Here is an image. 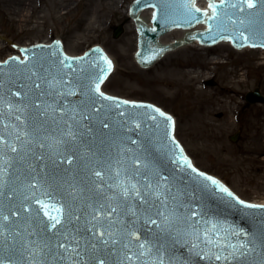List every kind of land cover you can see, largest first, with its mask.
Here are the masks:
<instances>
[{"label": "snow or ice", "instance_id": "snow-or-ice-1", "mask_svg": "<svg viewBox=\"0 0 264 264\" xmlns=\"http://www.w3.org/2000/svg\"><path fill=\"white\" fill-rule=\"evenodd\" d=\"M182 3L191 18L189 23L201 22V16L197 15L201 14V9L195 6L196 0H182ZM208 8L211 15L203 12L202 16L216 22L218 33L228 31L227 27L222 26L225 18L228 24L236 26L232 35L220 38L230 39L238 43L239 47H264V0H220L219 4L216 0H209ZM229 9L234 11L229 12ZM94 52L99 54L100 63L93 61L89 65L97 71L87 92H78L71 87L65 90L64 85L71 84L68 80H48L47 76L41 77L37 69L43 65L37 63L27 69L30 73L27 79H37L32 83L19 85L20 90L8 89L9 95L6 97L2 79L5 65L0 64V264H174L173 258L166 257L165 250L159 245L141 239L133 226L136 219H128L143 218L138 205L156 208L154 215H148L144 220L146 224L155 225L159 231L169 233L182 228L186 236L193 237L190 240L192 248L199 249L196 255L210 264H248V258L257 251V246L247 238V233L231 228L224 229L212 222L201 224L197 219L199 213L195 210L187 215L178 214V209L171 203L175 197L170 199L168 195L172 192L171 186L166 183L168 177L157 175L154 181L149 180V165L142 162V156L134 159L135 170L131 172L121 161L106 168H90L89 178L94 186L91 190L97 196L94 203L87 204L89 212L83 217L82 225L79 223L82 215L77 214L75 209L79 207L78 201L89 190L87 187H81L75 181L68 183L66 191L69 198L53 201L55 192L49 182V174L44 172L42 177L38 176L36 162L46 161L47 157L54 167L72 166L75 163V155H67L66 146L77 141V127L81 126V120L88 118L84 114L88 104H93L92 110L95 112H100L104 107H95L93 97L99 96L103 100L111 101L117 108L121 104L130 103L118 101L101 91V85L107 79L113 64L102 50L95 49ZM13 62L27 63L15 57L5 63ZM60 64L64 68H73L67 56L62 57ZM19 72L17 69L16 74ZM45 85L47 91L43 90ZM33 89L40 90L38 95L41 97L80 95L87 99L82 101L83 107L77 106L65 112V106L55 99L51 103L30 100L29 94ZM131 106L148 108L151 112L149 119L156 121L158 117L162 118L168 122L167 127L174 129L175 122L172 117L160 109L150 105ZM119 115L123 116L125 113L120 112ZM103 127L109 128L110 125L105 123ZM136 127L139 128L140 125L137 124ZM172 144L178 150L179 155L175 159L181 167L197 172L187 156L183 155V149L174 136ZM44 167L42 164V172ZM197 175L218 186L245 207H264L246 204L234 197L219 181L205 176L204 173ZM51 179H55L54 174ZM106 188L109 191L106 192ZM17 199L20 204L13 205L12 202ZM5 201L10 204L7 212ZM27 201L39 205L34 215L32 205L26 203ZM157 204L160 207L157 208ZM21 212L28 213L24 224L19 222ZM41 212L47 217V223L43 227L39 224L33 227L32 221ZM144 212L147 214L148 208ZM48 233H51L52 238L48 237ZM259 264H264V259Z\"/></svg>", "mask_w": 264, "mask_h": 264}, {"label": "water", "instance_id": "water-1", "mask_svg": "<svg viewBox=\"0 0 264 264\" xmlns=\"http://www.w3.org/2000/svg\"><path fill=\"white\" fill-rule=\"evenodd\" d=\"M207 2L208 0H198V6H195L198 8L200 7V9H206L205 6ZM216 2L219 4L220 0H216ZM147 9H153L154 12L153 10ZM202 9L201 14H197L201 16V22L196 23L192 21L189 23L191 18L182 0H135L131 5L130 14L136 19L139 33V49L135 54L138 64L142 68H150L159 62L165 55L183 46L186 41L195 42L198 40L204 46H214L223 41H231L236 49L249 47H239L238 43H234L230 39L220 38L221 36L232 35L236 26L228 24L225 18L222 22V26L227 27L228 31L218 33L216 22L210 21L207 17L202 16L203 12H208L209 15H211V10ZM232 11L234 10L229 9V12ZM152 24L153 26H151ZM195 28L201 30H195ZM122 33L123 28L120 26L116 29L114 37L119 38ZM57 45H59V47H57ZM91 47V49H87L88 51L86 53L84 52L85 54L83 56L73 55L78 57L67 55L62 43L58 40H53L51 43L21 47L20 51L23 58L13 55L10 56L6 62L11 61L12 58L15 57L19 61H27V63L17 64L15 62H0V64L5 65L2 77L5 96L7 97L9 95L8 89H12L13 91L20 90L18 87L19 85L32 83V81L37 79L36 77H32L31 81L27 79L30 75L27 69L34 67L37 63L43 65V67L37 69L41 77L47 76L48 80H68L71 81V84H65V90L71 87L75 88L78 92H87L88 87L95 79L94 73L97 71L96 68H90L89 65L93 61L100 63L98 60L99 54L94 52V50L100 49L107 55L101 47ZM251 48L264 49V47ZM64 56L70 58L73 65L72 69L64 68L60 64V60ZM77 61H79V63H77ZM17 69L20 70L19 74H16ZM73 69H76V71H73ZM80 69H84V71H80ZM112 71L113 67L109 75ZM43 90L47 91L46 85ZM25 91H27V89H25ZM39 91L40 90L33 89L29 94L30 100H40L44 103H51L55 99L60 105L65 106V112L77 106L83 107L82 101L87 99V97L80 95H67L64 97L44 95L41 97L38 95ZM107 96L114 97L110 95ZM114 98L118 101H128L118 97ZM92 99L95 101V107H100V105L104 107L100 112H95L92 110L93 104L91 102L88 104L84 113L88 118L81 120V126L77 127V132L79 133L77 141L66 146V154L75 155V163L72 166L59 165L54 167L51 161L47 160V157L46 161L36 162L38 176L42 177L44 172L49 174V182L52 183L55 192L53 201L67 200L69 198L66 191L68 183L75 181L81 187H87L89 190L86 191L84 197L78 201L79 207L75 209L77 214L82 215V219L79 222L82 225L84 223L83 217L87 216L89 212L87 204L94 203L97 196L95 191L91 190L94 186L89 178L90 168H106L110 164H115L116 161H121L123 166L131 172L135 170L133 168L134 159L137 156H142V162H146L149 165V180L154 181L157 175L168 177L166 183L172 188V192L168 195L170 199L171 197H175L171 203L172 206L178 209V214L187 215L195 210L199 213L197 219L200 220L201 224L212 222L220 225L224 229L231 228L247 233V238L254 241L257 246V251L248 258V264H259L260 260L264 259V207H245L238 203L237 200L221 191L218 186L212 185L210 181L197 175V173L204 172L194 167L182 145L175 138L174 129L167 127L168 122L159 117L156 121H152L149 119L151 112L148 108L132 107L131 105H150L160 109L159 107L153 105L154 103H146L145 100H142V102L129 101L130 103L128 105L121 104V106L117 108L114 103L103 100L99 96H95ZM247 100L251 103H264V96L261 95L259 90H255L248 93ZM160 110L163 111L162 109ZM34 111L35 110H32V112ZM120 112H124L125 115H119ZM166 115L170 116L168 114ZM6 119L9 118L6 117ZM105 123L109 124L110 127L104 128L103 125ZM137 124L140 125L139 128L136 127ZM61 128H63V124ZM169 133H171V135H169ZM56 134H59V129H57ZM173 136L183 149V155L187 156L197 172H192L189 168L181 167L178 160L175 159V156H178L179 153L172 144ZM238 139L239 135L232 137L234 142H237ZM133 140L137 142L132 143ZM81 157H83V159H81ZM42 164L45 165L43 172L40 170ZM141 171L143 172V169ZM53 174L55 175L54 180L51 179ZM208 174L211 175V173ZM208 174L204 173L205 176L212 177L214 180L219 181L220 185H223V187L233 193L234 197L241 200L220 180ZM137 179L141 178L137 177ZM105 191L107 192L109 190L106 188ZM37 194H39V192H37ZM244 202L246 204H252L246 201ZM26 203L32 205V212L34 215L39 205L33 204L32 201H27ZM4 204L5 211L7 212L10 204L8 201H5ZM12 204L19 205L20 200L17 199L13 201ZM253 205L261 204L255 202ZM158 207H160L159 204H157V208ZM138 208L143 218L129 217L128 219H136V223L133 226L139 232L141 239L159 245L165 250L166 257L173 258L174 264H210L209 261L196 255L199 249L192 248L190 242V240L194 238L186 236L182 228L176 229L173 233L161 232L155 225L146 224L144 222L148 215H154L156 208H151L147 205H138ZM145 208H148L147 214L144 212ZM27 216L28 213L21 212V219L19 222L24 224ZM46 223L47 217H44L42 212L32 221L33 227H36L37 224L43 227ZM47 235L49 238H52L51 233ZM241 239H244V237H241ZM101 255H103V253H101ZM213 264H221V262H213Z\"/></svg>", "mask_w": 264, "mask_h": 264}, {"label": "rangeland", "instance_id": "rangeland-1", "mask_svg": "<svg viewBox=\"0 0 264 264\" xmlns=\"http://www.w3.org/2000/svg\"><path fill=\"white\" fill-rule=\"evenodd\" d=\"M72 10L64 5L50 4L48 0H35L34 7L21 13L16 0H0V60L19 52L20 46L50 42L60 39L65 52L81 55L91 46H101L113 64V73L102 90L113 96L133 101L154 103L173 116L175 136L188 157L200 170L220 179L241 199L252 202L264 199V162L254 156H264L253 140L264 124V103H249L250 91L258 89L264 96V51L247 48L236 50L231 45L219 47L187 46L170 53L155 66L144 69L135 60L138 49V32L127 13L134 0H119L118 11L105 0H76ZM104 10L99 11L100 5ZM95 23L94 21H96ZM104 26L87 32L88 27ZM123 28L119 38L114 37L117 27ZM242 51V52H241ZM227 57L228 64H208L212 57ZM192 59L194 67H208L212 78L201 82L188 81L186 88L167 84L179 70L184 71L186 60ZM191 68V66H190ZM189 69V68H187ZM242 70L243 82L238 87L240 104L233 124L219 125L211 110L218 104L225 109L221 95L231 82L232 72ZM187 74V73H185ZM210 82L214 84H209ZM205 94H197L200 88ZM185 95V99L179 94ZM197 105L211 122L207 133H202L191 123L188 110ZM227 120L230 113L225 109ZM211 136H208V135ZM239 135L237 142L232 137ZM216 135V138L214 136ZM219 137L222 140H219ZM222 146L227 150H222ZM229 150V152H228Z\"/></svg>", "mask_w": 264, "mask_h": 264}, {"label": "bare ground", "instance_id": "bare-ground-1", "mask_svg": "<svg viewBox=\"0 0 264 264\" xmlns=\"http://www.w3.org/2000/svg\"><path fill=\"white\" fill-rule=\"evenodd\" d=\"M50 4H59V5H64L66 6L69 10H72L73 6L75 5V3L77 2L76 0H48ZM106 2H108L109 4H111L113 6V9L115 11H118L120 8V1L119 0H105ZM16 3L19 7H22L21 13H23V11H26L27 7H34L35 6V0H16ZM104 6L101 4L98 12L104 10ZM127 13L129 14V9L127 10ZM95 23H97V19L96 21H94ZM104 23L98 24V26H92V27H88L87 32L90 33L91 29L96 31V29L101 28L102 26H104ZM132 24L134 25V27H136V19L132 18ZM48 43V42H47ZM200 46L198 43H189V42H185L183 46L175 49V51H173L172 53H176L179 52L181 48L183 47H187V46ZM221 45H230L229 42H222L218 45H216V47H219ZM203 49H208L207 47H201ZM20 49V48H19ZM242 52V51H241ZM13 54H11L10 56H12ZM17 56H22L20 54V52L16 53ZM187 64L184 65V71H181L178 69V71L175 73L174 77L171 79L167 80V84L168 85H172L174 87H180V88H186L187 85L185 83V79L186 82H201L202 78L204 77V80H208L212 78V73L209 72L208 67L206 66L205 68H202L200 66L198 67H194L192 64V59L188 58L186 60ZM228 58L227 57H212L210 59V61L208 62V64H223V68L226 66V64H228ZM191 66V68H190ZM189 68V69H187ZM187 73V74H185ZM243 76L244 74L242 73V70L239 73H235L232 72V77H231V82L234 83V85H229V86H225L224 88V92L225 95H221V99H222V103L225 104V109L230 113V118L229 121L227 120V116H226V112L225 109L223 107H221L220 104H218L217 107H214L211 112L215 114V116L220 120L219 121V125L221 124H233V119L235 118V113L237 111V109L239 108L240 104H244L246 103L243 98H239V91H238V87H240L241 83L244 81L243 80ZM184 94V93H183ZM181 95V93L179 94L181 100L185 99V95ZM197 94L202 96L205 94V88H200L199 91H197ZM189 112V117H190V121L191 123L196 127V129H198L200 132L202 133H207V131L210 130L211 128V122H205L206 119V114L203 112V110L201 108H199L197 105H193L192 107H190V109L188 110ZM208 136H211L210 134ZM214 138L218 139L216 137V135L214 136ZM219 140H222L221 137H219ZM259 146V149L263 150L264 149V124L263 127L260 131V134H258V132H256L255 137L253 139ZM222 150H227L226 147L222 146ZM229 152V150H228ZM254 159H257L260 162H264V156H254ZM255 202H259L260 204H264V199L263 200H257V201H252V203Z\"/></svg>", "mask_w": 264, "mask_h": 264}]
</instances>
